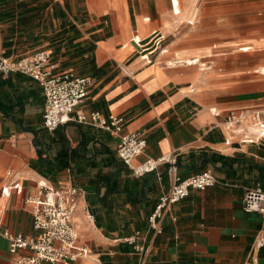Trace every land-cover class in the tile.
<instances>
[{
    "label": "crops",
    "instance_id": "0c3cea01",
    "mask_svg": "<svg viewBox=\"0 0 264 264\" xmlns=\"http://www.w3.org/2000/svg\"><path fill=\"white\" fill-rule=\"evenodd\" d=\"M195 1L0 0V58L49 52L58 70L93 81L74 116H121L122 134L147 140L136 163L176 156L182 178L212 171L216 179L164 210L158 233L149 218L172 188L168 165L135 177L118 157V136L75 122L47 131L41 85L0 72V264H17L3 232L36 235L32 202L42 181L81 190L74 220L91 255L74 264H264V246H256L264 217L243 204L247 190H264V142L247 140H256L251 122L234 131L224 125L231 112L264 109V76L255 70L264 66V40L242 47L255 51L242 56L220 46L228 53L214 55L208 71L172 65L194 52L185 46L176 59L166 55L177 42L151 53V64L142 59L149 54L143 45L156 33L165 40L179 31ZM210 51L187 60L202 63ZM13 183L22 191L4 196ZM137 233L136 245L129 244Z\"/></svg>",
    "mask_w": 264,
    "mask_h": 264
},
{
    "label": "built area",
    "instance_id": "2783aa9c",
    "mask_svg": "<svg viewBox=\"0 0 264 264\" xmlns=\"http://www.w3.org/2000/svg\"><path fill=\"white\" fill-rule=\"evenodd\" d=\"M139 46V41L132 40ZM163 36L159 33L153 35L146 45H143L149 54H144L142 59L151 64V53L159 50L165 53ZM178 64V63H177ZM183 64V63H179ZM47 51H38L31 56L20 58H0V72L4 74L21 73L37 81L44 90L45 111L44 127L53 132L59 126L75 122L98 128L119 137L117 154L120 160L130 168L135 177H144L157 173L163 165H168V173L173 176L171 190L160 198L156 210L149 218V227L161 233L157 224L158 218L163 216V211L170 206L183 201L189 196L191 190L205 191L216 183L214 173L206 171L187 178L177 174L176 156H162L158 159L147 157L144 161L136 163L147 148V140L142 133L122 134L125 119L111 114L108 118L100 112H92L89 116L78 113L76 109L87 99L93 81L73 71H60ZM264 76V67L256 70ZM216 116L220 114L215 112ZM251 122L256 132V140L250 142H264V109L250 112L239 111L229 113L224 121L227 130H239L244 123ZM40 196L33 200L32 216L36 231L34 236L12 234L8 231L2 236L9 242V253L17 264H74L80 259H87L91 251L86 246L80 245V234L75 223V214L78 210V197L81 190L72 184L60 188L48 186L46 182H39ZM11 190L22 191L19 183L3 189L2 194L10 196ZM244 211L258 213L264 217V190L260 185L247 190L244 199ZM89 218H92L89 215ZM140 233L129 238L131 245H136ZM256 246H264V236L258 238ZM144 250V248H140Z\"/></svg>",
    "mask_w": 264,
    "mask_h": 264
},
{
    "label": "rangeland",
    "instance_id": "374dc122",
    "mask_svg": "<svg viewBox=\"0 0 264 264\" xmlns=\"http://www.w3.org/2000/svg\"><path fill=\"white\" fill-rule=\"evenodd\" d=\"M193 4L189 18L179 21V31L166 36L163 41L164 45L177 42L166 55L176 59L178 51L186 46L194 51L191 55H180V59L187 60L198 56L195 52L199 49L206 48L211 50L207 53L211 54V57L202 58L203 64L193 66L208 71L212 65L208 61L211 62L214 55L228 53L220 52V46L240 51L242 47H250L258 40H264V0H197ZM183 28L185 31L181 32L180 29ZM252 52H255L254 49L248 52L240 51L237 56ZM263 67H257L255 70Z\"/></svg>",
    "mask_w": 264,
    "mask_h": 264
},
{
    "label": "bare ground",
    "instance_id": "6f19581e",
    "mask_svg": "<svg viewBox=\"0 0 264 264\" xmlns=\"http://www.w3.org/2000/svg\"><path fill=\"white\" fill-rule=\"evenodd\" d=\"M198 60L194 59V60H186V59H177L174 61V64H179V63H187V64H203V63H197Z\"/></svg>",
    "mask_w": 264,
    "mask_h": 264
}]
</instances>
